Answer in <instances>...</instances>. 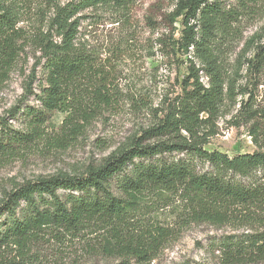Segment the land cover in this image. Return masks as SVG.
<instances>
[{"label":"rangeland","instance_id":"obj_1","mask_svg":"<svg viewBox=\"0 0 264 264\" xmlns=\"http://www.w3.org/2000/svg\"><path fill=\"white\" fill-rule=\"evenodd\" d=\"M72 1L29 0L21 12L19 55L0 78V117H8L24 133L30 132L26 113H40L45 121L33 144L0 159V204L26 182L78 176L102 164L163 120L182 94L189 60L201 68L169 40L173 30V41L180 40L184 29L182 18L170 23L178 0L99 6L72 19L79 22L77 48L94 55L93 72L75 83L76 93L67 100L69 112L50 111L39 98L44 87L41 48L48 40H60L54 19ZM222 1L236 5L235 0ZM257 10L243 14L235 34L221 42L224 92L231 88L233 94L225 97L214 131L204 130L213 131L205 146L209 152L233 157L258 150L250 131L261 123L245 113L249 103L253 109L264 106V71L254 67L256 48L264 44V0H258ZM126 213L115 235L103 224L81 233L53 231L2 250L0 264H264V259L229 263L223 252L230 237L263 233L264 213H215L167 193L149 195Z\"/></svg>","mask_w":264,"mask_h":264},{"label":"trees","instance_id":"obj_2","mask_svg":"<svg viewBox=\"0 0 264 264\" xmlns=\"http://www.w3.org/2000/svg\"><path fill=\"white\" fill-rule=\"evenodd\" d=\"M28 1L0 0V78L7 76L19 55L18 24ZM133 2L73 0L57 10L54 22L60 40H48L39 61L44 75L39 98L46 108L69 112L67 100L76 93L75 83L93 72L94 55L77 48L79 22L72 19L99 6L126 8ZM235 2L226 6L222 0L177 1L170 23L182 18L184 29L180 40L173 41L174 30L169 40L183 55L197 59L201 68L189 60L182 94L167 108L163 120L102 164L78 176L58 174L29 181L8 193L0 204V252L39 235L81 233L98 224L115 235L113 230L122 229L127 210L149 195L178 194L183 202L215 213L236 210L250 217L264 213V106L253 109L249 103L245 109L250 121L261 123L250 131L258 150L233 157L205 150L225 97L233 94L231 88L224 92L221 42L235 34L243 14H258V0ZM254 62L263 72L264 44L257 46ZM26 116L29 133L14 129L8 117H0V159L18 155L40 137L43 116L33 112ZM208 128L213 131L205 132ZM109 220L111 225H105ZM228 240L223 252L229 263L264 259V232Z\"/></svg>","mask_w":264,"mask_h":264}]
</instances>
